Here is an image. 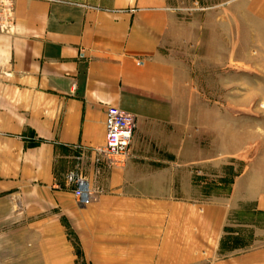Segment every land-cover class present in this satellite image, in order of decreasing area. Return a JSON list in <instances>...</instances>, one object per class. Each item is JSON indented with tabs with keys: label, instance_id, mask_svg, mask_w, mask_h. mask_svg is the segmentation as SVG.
I'll use <instances>...</instances> for the list:
<instances>
[{
	"label": "crops",
	"instance_id": "1",
	"mask_svg": "<svg viewBox=\"0 0 264 264\" xmlns=\"http://www.w3.org/2000/svg\"><path fill=\"white\" fill-rule=\"evenodd\" d=\"M250 1L264 17V0ZM176 2L14 1L13 26L0 32V264H214V207L194 199L190 172L193 194L181 195L194 133L186 125L182 137L175 120ZM108 107L136 118L121 166L98 151ZM70 171L88 180L90 203L74 197ZM247 181L260 230L264 171ZM222 264H264V247Z\"/></svg>",
	"mask_w": 264,
	"mask_h": 264
},
{
	"label": "rangeland",
	"instance_id": "2",
	"mask_svg": "<svg viewBox=\"0 0 264 264\" xmlns=\"http://www.w3.org/2000/svg\"><path fill=\"white\" fill-rule=\"evenodd\" d=\"M240 2L244 9L239 1L177 0L168 48L181 75L175 120L182 137L186 125L194 133V163L185 160L189 155L181 160V195L193 194L190 172L194 199L214 207V264L264 247V217L256 230L249 197L254 186L247 181L264 171V17L254 16L250 0ZM246 162L251 165L242 184ZM223 204L228 206L224 226ZM255 231L263 238L256 240Z\"/></svg>",
	"mask_w": 264,
	"mask_h": 264
},
{
	"label": "built area",
	"instance_id": "3",
	"mask_svg": "<svg viewBox=\"0 0 264 264\" xmlns=\"http://www.w3.org/2000/svg\"><path fill=\"white\" fill-rule=\"evenodd\" d=\"M15 0H0V32L13 26ZM136 128L135 116L118 107H108L105 116V144L98 151L112 165L121 166L130 156V145ZM72 186L74 197L81 204H88L93 198V191L86 177L77 171H70L66 176Z\"/></svg>",
	"mask_w": 264,
	"mask_h": 264
}]
</instances>
